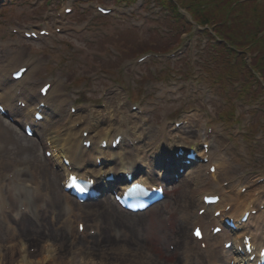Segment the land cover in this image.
I'll use <instances>...</instances> for the list:
<instances>
[{
  "label": "bare ground",
  "instance_id": "6f19581e",
  "mask_svg": "<svg viewBox=\"0 0 264 264\" xmlns=\"http://www.w3.org/2000/svg\"><path fill=\"white\" fill-rule=\"evenodd\" d=\"M3 51H6V54L9 53L7 48ZM18 58L14 55H7L5 65L0 66V97L8 101L13 97H17V94L20 92L26 101L27 96L31 100L33 98L35 100L44 99V97L39 95V88L44 84L43 81L41 83L38 81L37 83L27 85V78L29 76L27 73L29 72H25L17 81H12L10 78L7 80L8 74L4 78L2 71L7 70L8 72H12L20 67L21 61H15L20 60ZM40 61L34 63L31 68L33 70L38 68ZM21 81L24 82L25 87L22 89L21 87H15ZM58 83L59 81H56V84L51 89H48L45 96V99L53 107H47L44 110L47 114L41 129L43 135L42 145L45 148L46 143L49 149H56L58 151L56 155L58 161L60 158L68 156V166L62 165V162L61 165L55 164L58 162L54 160L53 165L62 168L63 171H61L57 169V166H41L34 162V165L29 166L28 171L14 176L23 181H30L34 185L32 189L27 191V194L22 196V199L27 200L29 211L31 210L30 218L27 217V219H24L22 225L27 226V229H38V224L46 226V224L51 222L58 235L63 232H70L71 236L74 235L73 237L77 238L79 234L75 231L72 235L71 226L75 223L76 228L77 221H82L83 234L84 231L93 228V226L97 229L96 237L85 240L88 242L96 241L95 248H91L85 243L84 246L86 248H82L81 250L68 248L67 245L58 246L54 239L45 237L41 238L42 241H40L37 234L30 231V234L26 233L24 236H21L27 237V240H19L11 248H4L5 252L0 245V264H10L11 262L12 264H67L68 261V264H192V260L191 263L183 260L184 252L182 253V257L176 260L168 259V256L164 255V260L167 262L165 263L160 261L163 253L159 246L144 244L146 245L143 246L145 249L131 248L130 245L124 243V240H121V243L115 241L117 234L121 233H123V238L129 239L133 237L132 231L134 225H143L147 220L153 221L158 227H162L163 220L165 222H171L169 228L164 227L166 235L172 237L179 244V247L180 242L186 243L189 247L193 245L194 257L192 259L195 260L196 264L197 262L198 264H210L213 261H217L220 264H230V262L231 264H254L255 261L249 262L247 256L235 255L234 245L240 242L238 238L241 237L243 231L250 235L252 244L258 246L255 254H257L258 249L264 243V177H257L247 183L237 177V174H234L235 172L231 175L227 174V168L221 155L215 154L212 151L205 153L200 150L197 155L200 162L189 165L187 170H185V176L180 180L182 183L191 184V195L185 197L179 187L174 189L177 191L176 196H172L174 200L180 201L181 197L185 198V201L182 203L184 205L182 209L185 208V210L181 211L184 213L185 218H181L182 214L179 211L174 215L172 210H167L164 216L161 217V221H156L155 217L157 214L154 212L148 215H143L146 211L141 213L125 212L104 199L97 201V203H94L95 205L79 203L68 193L62 191L59 182L56 184V181L63 178L68 170L79 172L83 176L89 174L99 187L104 186V177L110 170L121 171L119 173L125 172L126 175L128 173L133 175L137 174V177H134L136 181H142L149 185L159 183L162 178L160 170L164 166L167 167L166 157L171 158L170 152L173 151V144L172 141L165 142V137L155 139L154 135L148 131L146 126H139V122L134 117L137 116L136 112L129 110L125 96H122L119 91L111 93L112 91L110 90V92H105L101 101L104 103V106L94 107L90 104H84L83 106H77L75 113H67L64 105L67 102H71V99L66 100L61 95H54V93L60 90L57 85ZM88 100L93 103L98 102L100 100L99 94L92 92ZM34 105L35 103L33 105H26L27 110L20 112L11 110L12 118L15 122L23 120L24 125L27 122L30 124L37 123L28 115V111L33 109ZM26 111L27 114H25ZM68 114L70 118H67ZM201 127L199 126V128ZM178 129L176 132L180 134V140L176 141L177 144L195 146L199 142V137L190 135L196 130L191 131L189 128L183 130L181 126ZM82 130H87L88 137L92 141V146L88 150L83 148L79 143ZM122 131L129 133L130 137L136 138L137 142L131 144V141H129V144H127L120 140L116 150L110 148L102 149L99 147L101 140H108L107 144H109L112 137ZM167 133L173 136L172 132L167 131ZM157 144H160L161 150L155 156L157 151L151 153V150ZM6 149L0 151H5ZM16 151L19 154H25L27 153V148L17 145ZM204 158L208 160L203 162L202 160ZM94 159H98L101 164L96 166ZM35 164L40 167L35 166ZM209 165L215 166L214 174L208 172L207 168ZM20 166L14 164L12 170L9 171L13 172L15 168ZM35 170H38L43 177L41 185H39L37 179L35 180L29 175V173L33 174ZM155 171L160 176H156L154 174ZM100 172L101 174H99ZM209 176H213V179H209ZM123 181L124 179L117 178L110 185H115V188L123 189L125 187ZM3 184L5 188H2ZM13 186L16 189L13 182L7 179L6 176H0V192H2V189H5L8 194L5 198L11 203L12 201L18 203L19 199L15 200L16 190L14 191V195L6 190ZM106 188H109V186L106 185ZM200 194L201 197L204 194H216L220 198L217 204L208 206L207 213L202 216L196 214V209L203 207L198 199V195ZM44 206L45 210H41L40 208ZM191 206L192 208H189ZM192 209L195 210L193 213ZM216 210L219 211V215L213 217L212 213ZM253 210L255 211L254 214H252ZM245 211H249L247 221L237 224L239 228L242 227V231L233 234L230 248L224 249L223 244L230 241L226 238V232L220 231L212 234V228L218 225L221 226V221L224 217L229 216L239 219L240 214ZM1 215H3V211L0 206V218ZM115 226L119 228L113 233ZM194 226H200L202 231V238L198 241L192 239L191 234L188 235V230H186L189 228L190 231ZM154 229H156V226ZM125 232L128 234H124ZM0 233L4 235V225L0 226ZM10 236H13V234H10ZM99 237V241L114 242L113 244L110 243L109 248L111 250L107 245L102 246L97 243ZM156 237L161 238V235L157 234ZM79 240L81 239L79 238ZM198 243H204L202 244L203 247L198 246ZM31 244H37L38 249L35 253L26 255L23 249L30 247ZM190 250L193 249L190 248ZM61 251H64V253L65 251L68 252L65 255H61L63 254ZM97 251L101 252V254H95ZM173 253H178V250L175 252L167 251L164 254ZM53 255L57 257L52 259ZM110 255L115 256L116 259L109 258L108 256Z\"/></svg>",
  "mask_w": 264,
  "mask_h": 264
},
{
  "label": "rangeland",
  "instance_id": "374dc122",
  "mask_svg": "<svg viewBox=\"0 0 264 264\" xmlns=\"http://www.w3.org/2000/svg\"><path fill=\"white\" fill-rule=\"evenodd\" d=\"M26 3H27V0H26ZM53 4L56 5L55 3H53ZM27 8H28V6L26 4H22L21 1H19V0H16L15 6L7 7L5 9L0 8V14L2 15V17H0V42L1 43L2 42H9L10 43L9 47L12 51L11 54L17 58L19 57L18 59H20L21 61L30 60V61H37L38 62L41 60L40 63H38L39 67L42 65V62L47 57L45 60V61H47V63H46V65H44V69L41 68V73L43 74L45 72L47 73L48 71H51L52 75L50 77H53V78L59 80V83L57 85L60 86V92L71 93L73 90H71L69 88V86L71 84H73V86L75 84H77L78 85L77 88L81 90L80 94H78V97L82 99V97L85 98L86 95L89 94L86 91H88V89L90 87L100 89V88H105L106 86H114L113 77H115L117 79L116 81H119V83L125 85L124 89H125L126 85L128 86L127 91H129L130 94L134 93L136 91L139 92L140 86L145 87V92L147 93L148 98L154 95L152 93L156 94V93H159L160 91L163 93L162 89L165 87L164 84L166 82L155 83L156 80L154 81V79H151L150 81L147 79L144 81L142 79V77L139 76L140 70H142L143 67L147 66V63H140L139 65L136 66V69H130L129 72H122L120 70L118 71L117 67H111L109 69H105L104 68L105 66H104L103 68L105 69V71H107L109 74H112V73L116 74V76H106L102 79L93 80V75L92 74L88 75V72L97 69L96 65H93V66L89 65V66L85 67V66H83L82 63L76 61L74 56L72 57L69 54L62 53V52H64L62 47L56 44L58 39L53 41L54 42L53 44L55 47H52V45L49 43H34V42H30V41L27 42L21 37L20 34H11L9 32L10 25H14V27L22 29L23 27L20 28V24H23L26 27H30L31 24H33V22H36V19H34V18H41V15L40 16L36 15L33 17H30L29 15H27ZM47 9L48 8L45 9V12L48 13V15H46L45 17L53 16L52 12L49 13L48 11H46ZM4 11H5V14L3 13ZM259 14H260V17L264 16V8L261 11H259ZM260 20L264 21V19L263 20L260 19ZM97 21H99V20H97ZM42 22L43 23H47V22L54 23V20L52 17L51 21L42 20ZM108 22H112L111 26H112V30H113V28H115L114 23H116V22H114L112 20L108 21ZM92 24H93V31H91V32L87 31L88 27ZM118 25L120 26V28L126 26V25L121 26L120 24H118ZM106 27H107L106 24H102V23L98 24V22L96 23V20H93V21L88 22L87 28L84 31H78L76 28H74V29L69 28V30H71V32H73L75 34L74 35L75 37H72L70 39V41L73 43L76 42V45L78 44L77 46H81V47L84 46V45H81L82 43H84V41L86 43L89 41H92V42L98 41L94 44V46H96V48H97V46L100 47L101 39H99V38H101L104 35V33H106V29H105ZM120 28H118V29H120ZM7 30L9 33V38L4 39L2 37L6 33ZM112 30H111V32L108 33V34H113L112 38L111 37L110 38L113 39L116 42V44H117V42L121 43L123 46H120V47L125 50V54L128 56L133 55V54H138V52H136V51L142 50L146 46L149 48H153V49L156 48L154 46L153 40H149L150 37L147 39L146 43H143L142 37L145 38V36L143 34H142V36L140 35L139 37H137L138 33L134 31V33H136V35L133 32L118 33V34L114 35V33L116 31L112 32ZM108 34H105V35L108 36ZM152 38L154 40H157L155 37H152ZM80 39L84 40V41H82V43H81ZM105 42H107V41L105 40ZM141 42H142L143 46H139V44ZM135 44H137V45H135ZM56 46H57V49H56ZM100 48L103 51V53L99 54V55H101V57L106 56L107 58H109V60H113L115 58L113 56V54H110V52L109 53L107 52V49H105L104 45H103V47H100ZM155 50H157V49H155ZM123 54H124V51H123ZM61 55H64L67 58H65V57L63 58ZM133 58L134 57H131V59H133ZM115 60L116 59H114L113 62H115ZM152 60H154V61H152L149 64V66L155 68V70L157 72L162 70L165 66H166L165 69H168V67L170 65H172V63H169V66H168V64L162 60H157V59H152ZM100 61L101 60H99L97 62H100ZM0 62H1V60H0ZM109 62L112 63L111 61H109ZM4 63L5 62H1V64H4ZM60 63H61V65H59ZM37 72L40 75L39 69ZM118 72H119V75H117ZM34 76H36V74ZM157 82H160V81H157ZM85 83L89 84V85L86 87L83 86ZM100 85H101V87H100ZM189 85L191 86V89H192V84H189ZM195 92L200 93L199 90L198 91L195 90ZM262 93L264 94V90L262 91ZM183 99L185 100L187 98H183ZM178 102H179V100H178ZM261 102H262V104H264V100H262ZM161 105H162V107H168V104H166L164 102H161ZM175 106H178V104H176ZM159 107H160V105H159ZM171 107H172V105L169 104V109ZM204 109L207 112H209L215 116H217V111H219V107L215 101L213 103L210 102L209 106L204 107ZM165 111L163 110L162 114H165ZM165 115H169L168 110L166 111ZM257 119H261V120L264 119V112L262 113V111L258 110V112L255 113V117H254L255 123H257ZM218 122H221V120L218 119ZM258 125L259 124H257L256 126H249V128L251 129L250 131L253 134L258 132L257 134L254 135V137L257 140L255 141L253 147H251L247 144L248 139L244 135L233 137V139L235 140L237 145L240 144L241 142L245 144V145L243 144V147H244V150L246 151V153L256 154L257 156L258 155L260 156L262 153H264V131H263V136H262V132H260L259 129L264 130V124L262 125V128ZM156 127L157 126H152V125L150 126L151 129H155ZM232 127L233 128H242V126H232ZM218 142L220 143L219 140H218ZM241 148H242V146H241ZM239 154L243 155L242 149L239 151ZM250 165H253V163H250ZM253 167H257V165H254ZM7 170H9V167L7 168ZM249 171H251V170H249ZM12 240L14 242H16V240H14V239H12ZM59 243H61L62 245H65L66 243H68V239L67 238L62 239L61 241H59ZM106 244L110 245L109 243H106ZM93 248H95V247H93ZM81 249H82V247H81ZM3 250H4V247H3ZM67 252L65 251V253H64V251H61V253H63V255H65ZM110 252H112V251H110ZM98 253L101 254V252H99V251H97V253H95V254H98ZM26 255H31V254H26ZM108 257L109 258L112 257V259H116L115 256L110 255ZM64 261H67V260H64ZM8 262H9V260H8ZM10 264H12V262Z\"/></svg>",
  "mask_w": 264,
  "mask_h": 264
},
{
  "label": "snow or ice",
  "instance_id": "6c2138e0",
  "mask_svg": "<svg viewBox=\"0 0 264 264\" xmlns=\"http://www.w3.org/2000/svg\"><path fill=\"white\" fill-rule=\"evenodd\" d=\"M196 235L199 236L200 235V232L199 230L196 231Z\"/></svg>",
  "mask_w": 264,
  "mask_h": 264
}]
</instances>
